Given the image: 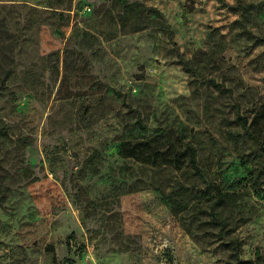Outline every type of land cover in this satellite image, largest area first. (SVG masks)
I'll list each match as a JSON object with an SVG mask.
<instances>
[{"label": "rangeland", "instance_id": "obj_1", "mask_svg": "<svg viewBox=\"0 0 264 264\" xmlns=\"http://www.w3.org/2000/svg\"><path fill=\"white\" fill-rule=\"evenodd\" d=\"M262 104L264 0H0V264H264Z\"/></svg>", "mask_w": 264, "mask_h": 264}, {"label": "trees", "instance_id": "obj_2", "mask_svg": "<svg viewBox=\"0 0 264 264\" xmlns=\"http://www.w3.org/2000/svg\"><path fill=\"white\" fill-rule=\"evenodd\" d=\"M150 10L156 12L159 15H162V13L155 7H149ZM169 33L171 34V31H169ZM181 63L183 64L184 67H188V61H185L184 59H180ZM115 94H120L117 91H113ZM262 110H264V104H262ZM236 121L239 123V125L243 128V130H247V125H248V119L246 117H243L241 115H237L236 116ZM137 125L141 128V129H145V126L142 122L141 119L137 120ZM185 152L187 153V157H188V163L189 165L196 169L197 165V160H196V154H195V149L194 147L187 143L185 146ZM260 255H258L259 257ZM259 261L257 259L255 260H246V261H239L238 264H260L258 263Z\"/></svg>", "mask_w": 264, "mask_h": 264}]
</instances>
